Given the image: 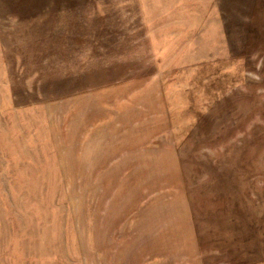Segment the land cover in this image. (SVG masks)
Returning a JSON list of instances; mask_svg holds the SVG:
<instances>
[{
  "label": "rangeland",
  "instance_id": "1",
  "mask_svg": "<svg viewBox=\"0 0 264 264\" xmlns=\"http://www.w3.org/2000/svg\"><path fill=\"white\" fill-rule=\"evenodd\" d=\"M0 264H264V0H0Z\"/></svg>",
  "mask_w": 264,
  "mask_h": 264
}]
</instances>
